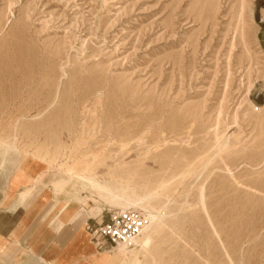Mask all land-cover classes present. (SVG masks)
Masks as SVG:
<instances>
[{"label":"rangeland","instance_id":"1","mask_svg":"<svg viewBox=\"0 0 264 264\" xmlns=\"http://www.w3.org/2000/svg\"><path fill=\"white\" fill-rule=\"evenodd\" d=\"M12 152L160 217L140 264H264V0H0Z\"/></svg>","mask_w":264,"mask_h":264},{"label":"crops","instance_id":"2","mask_svg":"<svg viewBox=\"0 0 264 264\" xmlns=\"http://www.w3.org/2000/svg\"><path fill=\"white\" fill-rule=\"evenodd\" d=\"M40 171L20 153L0 156V264H121L99 250L86 229L92 218L70 200L59 171L35 177Z\"/></svg>","mask_w":264,"mask_h":264},{"label":"built area","instance_id":"3","mask_svg":"<svg viewBox=\"0 0 264 264\" xmlns=\"http://www.w3.org/2000/svg\"><path fill=\"white\" fill-rule=\"evenodd\" d=\"M93 221L86 225V229L91 233L99 250H111L119 244L131 243L146 224L144 216L137 211L117 212L109 216L107 221Z\"/></svg>","mask_w":264,"mask_h":264},{"label":"bare ground","instance_id":"4","mask_svg":"<svg viewBox=\"0 0 264 264\" xmlns=\"http://www.w3.org/2000/svg\"><path fill=\"white\" fill-rule=\"evenodd\" d=\"M3 169L4 168L2 167V170ZM143 201L145 200L141 199L139 201H126L125 203L123 201H120L115 203V205L121 207L123 210L128 208L139 210L143 209ZM78 203L82 204L84 208L83 213L85 216H87L93 211V209L86 203L84 198H79ZM146 217L148 222H146L144 229L142 230L139 236L134 238L131 243L119 244L117 247H114L108 252V256L112 258V260H118L121 262V264H140V260L137 257V253L147 250L150 247L153 240L152 235L150 234L151 230L161 221L160 217L150 211L147 212Z\"/></svg>","mask_w":264,"mask_h":264}]
</instances>
